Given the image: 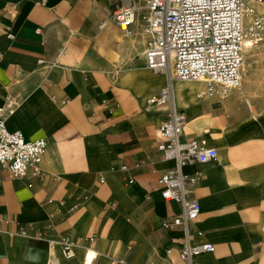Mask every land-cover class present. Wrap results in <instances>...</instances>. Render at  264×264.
<instances>
[{
    "label": "crops",
    "instance_id": "1",
    "mask_svg": "<svg viewBox=\"0 0 264 264\" xmlns=\"http://www.w3.org/2000/svg\"><path fill=\"white\" fill-rule=\"evenodd\" d=\"M132 4L0 0V108L8 129L47 141L23 175L0 164V264H46L49 240L63 237L76 255L61 264H85L90 250L91 264H187L183 230L162 225L181 211L161 194L175 165L158 149L169 110L147 107L167 76L146 66L143 8L126 32L114 17ZM205 90L203 80L173 82L181 137L217 149L183 166L201 204L191 241L215 245L193 264H264V52H252L241 86Z\"/></svg>",
    "mask_w": 264,
    "mask_h": 264
},
{
    "label": "built area",
    "instance_id": "2",
    "mask_svg": "<svg viewBox=\"0 0 264 264\" xmlns=\"http://www.w3.org/2000/svg\"><path fill=\"white\" fill-rule=\"evenodd\" d=\"M118 8L114 17L123 31H128L140 8H146L145 31L148 41L144 51L145 63L156 72H165L167 85L147 98V107L165 105L169 116L159 127L158 149L166 160H174L173 168L161 174L162 197L176 200L181 211L162 225L168 229L181 228L179 256L187 264L203 252H212L210 241H191L190 222L201 212L200 202L188 195V185L195 181L183 171L189 162H206L217 155V149L204 141L181 137L186 120L173 99V82L203 80V93L227 95L241 86L245 40L262 38L264 21L259 14L246 26L245 18L253 12L247 0H140ZM264 1V0H257ZM45 138L27 139L21 130L8 129L4 110L0 108V164H6L12 174L23 175L37 165L45 153ZM198 234H202L198 231ZM46 264H61V257L76 255V243L69 238L50 239ZM59 252V253H58ZM171 252V249H168Z\"/></svg>",
    "mask_w": 264,
    "mask_h": 264
},
{
    "label": "rangeland",
    "instance_id": "3",
    "mask_svg": "<svg viewBox=\"0 0 264 264\" xmlns=\"http://www.w3.org/2000/svg\"><path fill=\"white\" fill-rule=\"evenodd\" d=\"M261 3L263 1H257V0H247V3L249 4L250 7H253V12L250 13L246 16L245 18V24L246 26L252 21L253 19V16H255L256 14H259L261 16V18L263 19L264 21V15H262L261 13H258L256 11V4L257 3ZM143 2L138 0V5H141ZM262 11L264 12V10L262 9ZM143 12H147L146 8H143ZM262 38L263 39H260L258 43H255L256 41L252 40V39H248L246 41H250L252 42V46L249 47V48H246L244 47V52H243V55H244V58L246 60V63H247V67L249 65V58L252 54L253 51H259V52H264V45H262V43H264V29H263V32H262ZM262 45V46H261Z\"/></svg>",
    "mask_w": 264,
    "mask_h": 264
},
{
    "label": "bare ground",
    "instance_id": "4",
    "mask_svg": "<svg viewBox=\"0 0 264 264\" xmlns=\"http://www.w3.org/2000/svg\"><path fill=\"white\" fill-rule=\"evenodd\" d=\"M261 3H263V2H261ZM262 9L264 10V7ZM248 39H250V38H247L246 40H248ZM246 40H245V49L249 48L253 45L252 42L246 41ZM246 68H247V63H246V60L244 58L243 64H242V72H244V70ZM94 255H95V252L93 250L88 251L87 254L85 255V264H91Z\"/></svg>",
    "mask_w": 264,
    "mask_h": 264
}]
</instances>
